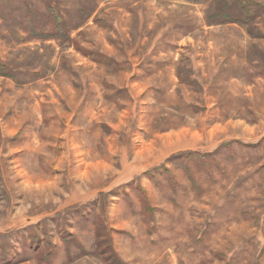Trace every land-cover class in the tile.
Instances as JSON below:
<instances>
[{
	"label": "rangeland",
	"instance_id": "rangeland-1",
	"mask_svg": "<svg viewBox=\"0 0 264 264\" xmlns=\"http://www.w3.org/2000/svg\"><path fill=\"white\" fill-rule=\"evenodd\" d=\"M0 65V264H264V0H0Z\"/></svg>",
	"mask_w": 264,
	"mask_h": 264
},
{
	"label": "trees",
	"instance_id": "trees-1",
	"mask_svg": "<svg viewBox=\"0 0 264 264\" xmlns=\"http://www.w3.org/2000/svg\"><path fill=\"white\" fill-rule=\"evenodd\" d=\"M217 24H241L244 21L240 20L238 18H234L229 13H220L217 14L214 17ZM53 30L52 33L45 36V39H57L62 42H70L71 38L67 34L61 20L53 15ZM83 52L84 49H82ZM89 58L92 59V55H86ZM0 77H7L9 78V75L5 72V67L0 65ZM102 255L105 256L106 264H126L124 261H122L117 255L116 252L113 249H110V251L103 253Z\"/></svg>",
	"mask_w": 264,
	"mask_h": 264
}]
</instances>
